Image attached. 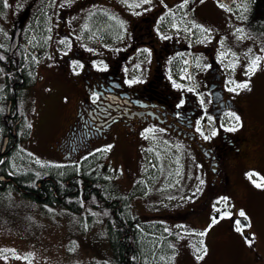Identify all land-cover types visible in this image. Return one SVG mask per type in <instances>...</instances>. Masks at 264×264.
Segmentation results:
<instances>
[{
	"label": "flooded vegetation",
	"instance_id": "obj_1",
	"mask_svg": "<svg viewBox=\"0 0 264 264\" xmlns=\"http://www.w3.org/2000/svg\"><path fill=\"white\" fill-rule=\"evenodd\" d=\"M263 11L264 0H0V67L32 69L38 77V59L49 54L61 78L78 82L82 95L75 122L57 141L66 156L53 170L65 180L61 196L50 176L34 170L29 190L17 187V174L31 170L15 167L18 141L10 138L5 151L0 146V201L22 194L37 206L58 205L48 203L50 191L54 200L81 195L88 211L97 210L125 239L129 226L137 237L143 215L153 230L191 218L208 227L224 212L236 181L256 196L243 174L248 164L262 169ZM247 54L257 61L248 74ZM50 63L41 71L54 70ZM17 84L21 93L22 81L0 75V120L16 139L22 122ZM111 102L114 110L103 115ZM109 168L125 177L113 180ZM144 176L145 188L168 204L140 202L131 192Z\"/></svg>",
	"mask_w": 264,
	"mask_h": 264
},
{
	"label": "rangeland",
	"instance_id": "obj_2",
	"mask_svg": "<svg viewBox=\"0 0 264 264\" xmlns=\"http://www.w3.org/2000/svg\"><path fill=\"white\" fill-rule=\"evenodd\" d=\"M261 50L264 53V38ZM34 53L32 50V54ZM47 55L45 60L39 62L38 59L39 77L27 87L21 100L22 122L18 125V150L13 160L17 169H22L23 166L24 170L34 169L36 172H52L57 169V161L66 157L63 150L57 147V141L75 122L78 101L82 99L80 84L61 78L60 70H56L55 65L49 61V54ZM246 56L250 61L245 69L248 74L253 60L248 54ZM262 61L264 68V58ZM49 63L54 70L51 68L41 71ZM110 104L112 106L105 105L108 109L101 111L103 115L114 110V103ZM261 151L262 157L258 160V165L263 169L264 148ZM102 154L105 156L103 164L111 165L112 162L107 158L108 150H104ZM258 156L253 155V161ZM246 168H250L249 164ZM109 170L113 180L125 177L124 172L113 173L112 169ZM145 181L144 176L138 183L139 187H134L131 192L140 202L156 199L155 202L160 207L163 203L166 205V200L157 199V194L146 190L148 183L146 186ZM178 183H174L172 187ZM236 185L229 196L233 204L230 199L223 203L222 208L227 214L214 223L212 231H209L210 227L204 229L206 226L202 225L201 228L195 224L194 218L187 221L192 222L193 226L188 223L185 227L167 226L165 231L155 224L153 230L143 224L149 217L141 214L144 222H140L142 230L139 234L147 256L146 264H263L264 260L259 262L261 259L250 263L248 255L250 253L253 258L261 253L264 255V197L260 200V207L249 206L253 195L246 193L241 182L236 181ZM15 196L0 201L1 264H115L109 232L102 218L94 215L96 212L92 216L87 208L80 213L68 211L61 203H43L46 206H37L32 199L22 194L20 197L17 194ZM22 197L25 199H20ZM237 208L244 209H241L245 213L244 217L240 216ZM248 211L251 229L246 226L244 219L248 217ZM24 212L26 217L20 215ZM162 213L154 212L157 217ZM14 217L18 221H7ZM32 219L39 226H35ZM227 221L229 225L226 224ZM237 221L240 222V232L236 231Z\"/></svg>",
	"mask_w": 264,
	"mask_h": 264
},
{
	"label": "trees",
	"instance_id": "obj_3",
	"mask_svg": "<svg viewBox=\"0 0 264 264\" xmlns=\"http://www.w3.org/2000/svg\"><path fill=\"white\" fill-rule=\"evenodd\" d=\"M258 6H259V3L257 4V8H261ZM262 14L264 15V11L262 12ZM15 56L16 55L12 56V59H13L12 61H15ZM5 58H6V56L3 57V59H5ZM14 69H15V65L13 66V68H11L9 70L0 67V75L5 76L6 78L7 77L10 78L11 81H13V79L15 82L22 81V84H21L22 88H26V87L34 84L35 79H36V76L34 74V70L26 69V70H23V72H21V73H17L16 71L14 72ZM26 71H28V72H26ZM24 73H26L24 75V77H22V76L20 77V74H24ZM10 84H11V82H10ZM7 85L10 87L9 84H7ZM19 85L20 84L16 85V87L18 89H19ZM21 91H23V90H21ZM1 125L5 128L4 136H7L8 135L7 130H6L7 128L3 124L2 121H1ZM8 136L11 138V143H12V141L16 140V135L15 136L8 135ZM11 143H10V145H11ZM43 176L44 177L50 176L51 177L50 180L53 179V181L58 184V186L56 187L57 193L59 196H61L59 193V191H60L59 183L65 182L64 179H61L62 178L61 175L56 173V172L55 173L44 172ZM35 177H37V174L29 171L28 173L17 174V177H15V182H16L17 187H20L21 189H24V190H29L27 186H29V184L34 181ZM46 182L47 181H45L44 183H46ZM50 185H51V183H50ZM48 186H49V183H48ZM49 194H50V197L48 199V203H51V204H52V202H54L56 204L61 203L63 206H66V208L68 210H71V211H74L77 213H80L81 211H83L85 209V205L88 204V202L84 203L81 195L74 196L73 200L70 201L67 199H59V198L57 200H54L55 197L53 196V191H50ZM95 194L97 195L98 192ZM96 195L94 197H97ZM96 216H101V214L98 212ZM124 219H125V217H123L122 220H124ZM107 228H108V232H109V236H110L111 250H112V254L114 257L115 264H146L145 258L147 256H146V253L144 252V248H143L142 243L140 241V234H138L137 237L136 236L132 237L131 236L132 234L130 233L131 229L129 226L127 228V230H125V232H128L127 236L124 237L126 239L125 240V239H122L121 231L115 230L112 226H109Z\"/></svg>",
	"mask_w": 264,
	"mask_h": 264
},
{
	"label": "crops",
	"instance_id": "obj_4",
	"mask_svg": "<svg viewBox=\"0 0 264 264\" xmlns=\"http://www.w3.org/2000/svg\"><path fill=\"white\" fill-rule=\"evenodd\" d=\"M262 166H263V169H261L260 171L259 170H255V169H252V168H248L250 171H254V172H256L257 174H259L261 177H262V179L264 180V160H263V162H262ZM249 170H246L245 172H244V179L245 180H247L248 182H250V183H255V184H257L256 183V177H254V176H251V178H249L250 177V174L249 173H247V171H249ZM259 188V195H256V196H253L252 197V200H251V202L249 203L250 205L249 206H255V207H260L261 205H260V200L262 199V197H264V187H258ZM240 208H237V210H239ZM241 209H243V208H241ZM248 215H249V211H248V213H247ZM226 224H228V223H226ZM213 225H214V223H212V224H210L209 225V231H212V227H213ZM229 225V224H228ZM207 228V229H208ZM250 234H253L252 232H250ZM253 236H254V234H253ZM254 241H255V238H254ZM248 253H249V251H248ZM261 253V252H260ZM249 257H248V259H249V262L250 263H253V262H256V260L255 259H261V260H259V262L260 261H262V260H264V255L261 253L260 255H257L258 257H256V258H253L252 257V255L249 253V255H248ZM263 262V264H264V261H262ZM233 264V263H232ZM239 264H241V263H239Z\"/></svg>",
	"mask_w": 264,
	"mask_h": 264
},
{
	"label": "snow or ice",
	"instance_id": "obj_5",
	"mask_svg": "<svg viewBox=\"0 0 264 264\" xmlns=\"http://www.w3.org/2000/svg\"><path fill=\"white\" fill-rule=\"evenodd\" d=\"M201 2H203V0H201ZM256 63H257V61H255V60L252 62V67L249 69L250 72H254V71H255ZM237 87H240V88H247L248 85H247V84H241V85H238ZM236 119L239 120V117H236ZM110 147H111V146H109V148H110ZM249 178H251V174H250V177H249ZM261 186H262L261 184H256V187H261ZM240 216H241V217H244V216H245V213H244L243 211H241V212H240ZM213 223H216V221L213 220ZM236 224H237L236 231L240 232V231H241V228L239 227L240 222L237 221ZM201 235H204V233H201ZM199 258H202V257H199Z\"/></svg>",
	"mask_w": 264,
	"mask_h": 264
},
{
	"label": "water",
	"instance_id": "obj_6",
	"mask_svg": "<svg viewBox=\"0 0 264 264\" xmlns=\"http://www.w3.org/2000/svg\"><path fill=\"white\" fill-rule=\"evenodd\" d=\"M16 42H17V32H16V35H15V37H14V42H13V44H15ZM6 141H7V140H5L4 147H3L2 151L5 149Z\"/></svg>",
	"mask_w": 264,
	"mask_h": 264
},
{
	"label": "bare ground",
	"instance_id": "obj_7",
	"mask_svg": "<svg viewBox=\"0 0 264 264\" xmlns=\"http://www.w3.org/2000/svg\"><path fill=\"white\" fill-rule=\"evenodd\" d=\"M12 159V158H11Z\"/></svg>",
	"mask_w": 264,
	"mask_h": 264
}]
</instances>
